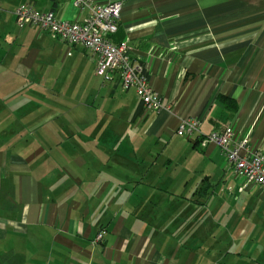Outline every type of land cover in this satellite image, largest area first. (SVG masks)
I'll return each mask as SVG.
<instances>
[{"label":"crops","instance_id":"obj_1","mask_svg":"<svg viewBox=\"0 0 264 264\" xmlns=\"http://www.w3.org/2000/svg\"><path fill=\"white\" fill-rule=\"evenodd\" d=\"M121 1L113 39L167 110L15 15L31 4L84 22L88 10L0 0V264H264V188L204 142L231 126L264 154V0ZM187 118L201 137L176 134Z\"/></svg>","mask_w":264,"mask_h":264},{"label":"built area","instance_id":"obj_2","mask_svg":"<svg viewBox=\"0 0 264 264\" xmlns=\"http://www.w3.org/2000/svg\"><path fill=\"white\" fill-rule=\"evenodd\" d=\"M71 1L80 11H89L84 22L61 20L53 11L45 12L31 4H23L16 10V23L20 28L39 27L71 46L86 49L95 62L96 75L105 82L119 79L124 89L133 88L146 110L160 112L169 109V104L151 85L145 64L132 56L127 41L116 42L113 39L119 29L122 1ZM201 123L200 118L182 119L176 134L187 138L199 134L201 137ZM204 142H213L220 147L244 187L256 185L264 188V154L250 151L248 137L238 138L234 128L230 126L205 136ZM104 235L105 231H100L93 242L102 241Z\"/></svg>","mask_w":264,"mask_h":264},{"label":"trees","instance_id":"obj_3","mask_svg":"<svg viewBox=\"0 0 264 264\" xmlns=\"http://www.w3.org/2000/svg\"><path fill=\"white\" fill-rule=\"evenodd\" d=\"M54 1V0H53ZM220 99L225 103V105L227 106V107H231V104L233 103V101H231V100H229V99H227V98H225V97H222V96H220ZM234 104V103H233Z\"/></svg>","mask_w":264,"mask_h":264}]
</instances>
